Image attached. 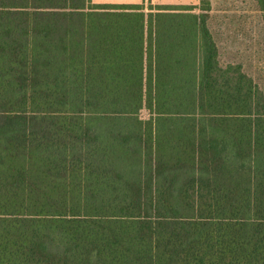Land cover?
<instances>
[{
  "label": "trees",
  "instance_id": "1",
  "mask_svg": "<svg viewBox=\"0 0 264 264\" xmlns=\"http://www.w3.org/2000/svg\"><path fill=\"white\" fill-rule=\"evenodd\" d=\"M148 9L0 0L83 25L81 58L0 57L82 68L79 159L41 164L78 170L79 212H0V264H264V94L208 8Z\"/></svg>",
  "mask_w": 264,
  "mask_h": 264
},
{
  "label": "crops",
  "instance_id": "2",
  "mask_svg": "<svg viewBox=\"0 0 264 264\" xmlns=\"http://www.w3.org/2000/svg\"><path fill=\"white\" fill-rule=\"evenodd\" d=\"M143 1L90 0L93 5H142ZM0 13L34 14L45 21L37 27L41 30L35 33L33 47L16 54L5 52L0 57H77L72 35L67 32L58 36L55 31L59 24L49 18L56 15L52 11ZM81 70V66L0 64V112L17 114L0 115V181L14 174L21 187L28 183V204H51L55 200L58 205L60 184L66 187V180L75 178L78 171L41 164L79 159L81 120L57 112L80 108Z\"/></svg>",
  "mask_w": 264,
  "mask_h": 264
},
{
  "label": "rangeland",
  "instance_id": "3",
  "mask_svg": "<svg viewBox=\"0 0 264 264\" xmlns=\"http://www.w3.org/2000/svg\"><path fill=\"white\" fill-rule=\"evenodd\" d=\"M167 5L178 8H191L201 12L208 8L207 26L217 46L219 65H239L257 84L264 94V13L260 10L259 0H146L142 7L148 12L149 5ZM53 22L59 24L58 36L72 35L73 50L82 57L83 25L80 14L54 13ZM49 20V19H48ZM41 22L34 14L0 13V54L21 53L25 47L34 46V36ZM61 93V92H60ZM78 96V93H76ZM79 107H76L78 110ZM23 115V113H18ZM28 115V114H27ZM78 115V114H77ZM147 117L146 111L141 113ZM68 178L60 184L59 204H28L26 188L28 183L15 182L14 174L2 177L0 181V212L14 211H65L79 212L78 182L79 175ZM60 182L64 178L60 176ZM74 183V186L71 184ZM27 200V201H26ZM26 201V202H25Z\"/></svg>",
  "mask_w": 264,
  "mask_h": 264
}]
</instances>
